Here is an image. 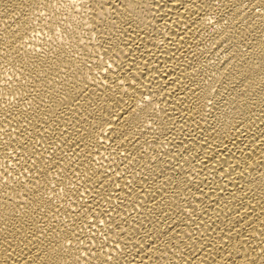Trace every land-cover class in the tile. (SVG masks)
<instances>
[{"label":"bare ground","instance_id":"6f19581e","mask_svg":"<svg viewBox=\"0 0 264 264\" xmlns=\"http://www.w3.org/2000/svg\"><path fill=\"white\" fill-rule=\"evenodd\" d=\"M68 1L0 0V264H264V0Z\"/></svg>","mask_w":264,"mask_h":264},{"label":"rangeland","instance_id":"374dc122","mask_svg":"<svg viewBox=\"0 0 264 264\" xmlns=\"http://www.w3.org/2000/svg\"><path fill=\"white\" fill-rule=\"evenodd\" d=\"M73 1H74V2H73ZM73 1L71 0V1H68V2H66V3L73 2L74 4H73V3H71V5H75V3H76V2H78L77 0H76V1H75V0H73ZM69 4H70V3H69ZM76 5H77V3H76ZM76 5H75V6H76Z\"/></svg>","mask_w":264,"mask_h":264}]
</instances>
